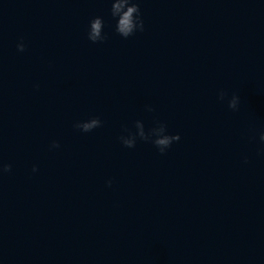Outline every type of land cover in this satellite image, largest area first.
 Listing matches in <instances>:
<instances>
[{"label": "clouds", "instance_id": "clouds-1", "mask_svg": "<svg viewBox=\"0 0 264 264\" xmlns=\"http://www.w3.org/2000/svg\"><path fill=\"white\" fill-rule=\"evenodd\" d=\"M111 2V15L116 19L115 31L123 38H128L134 35L137 31H144V21L141 15L138 0H110ZM104 21L101 17H95L89 22V28L87 37L93 42H104L107 39V35L103 31ZM26 45L23 41L17 44V51H25ZM219 99L224 100L227 97V93L223 90L219 92ZM240 104V97L237 94H233L228 99V107L232 110H237ZM148 111H154L151 106H147ZM74 128L82 132H90L93 129L102 126V121L99 117H92L85 121H78L74 125ZM135 131L125 128L127 135H121L119 137L120 142L127 148H134L136 146L137 139L151 142L156 146L161 154H164L166 150L171 147L173 142L180 140V135H170L167 133L166 124L157 121L155 125L145 130L144 123L140 120L135 121ZM260 141L264 142V131L260 133ZM60 145L57 141H52L50 148H59ZM247 162V159H245ZM12 170L11 164H4L0 161V176L5 173H9ZM33 172L37 171L35 167ZM108 186H111L112 181L109 179Z\"/></svg>", "mask_w": 264, "mask_h": 264}]
</instances>
